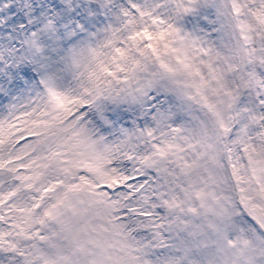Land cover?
Listing matches in <instances>:
<instances>
[{"label": "snow or ice", "instance_id": "6c2138e0", "mask_svg": "<svg viewBox=\"0 0 264 264\" xmlns=\"http://www.w3.org/2000/svg\"><path fill=\"white\" fill-rule=\"evenodd\" d=\"M0 264H264V0H0Z\"/></svg>", "mask_w": 264, "mask_h": 264}]
</instances>
